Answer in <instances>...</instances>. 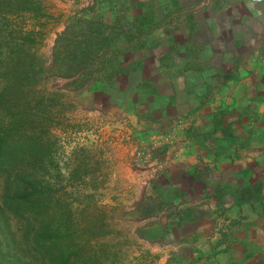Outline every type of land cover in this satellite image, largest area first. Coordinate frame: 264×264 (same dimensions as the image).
I'll list each match as a JSON object with an SVG mask.
<instances>
[{"label": "rangeland", "instance_id": "obj_1", "mask_svg": "<svg viewBox=\"0 0 264 264\" xmlns=\"http://www.w3.org/2000/svg\"><path fill=\"white\" fill-rule=\"evenodd\" d=\"M244 2L0 0V44H21L29 34V52L47 67L55 61L56 76L71 71L81 58L86 61L75 77L81 81L66 85L62 79L41 87L67 92V111L58 119L59 108L52 105L41 109L36 121L44 124L52 163L60 165L64 177L53 167L42 180L53 189L65 184L72 194L75 223L83 225L76 241L87 264H160L162 259L178 264L179 256L161 253L164 240L145 235L166 210L146 218L145 188L169 161L160 156L162 143L154 138L172 129L168 121H175L173 131L180 126L176 107L169 108L161 125V102L170 92L168 78L177 83L181 58L193 61L209 54L208 43L200 40L218 11ZM146 167L152 172L138 175L140 183L131 181Z\"/></svg>", "mask_w": 264, "mask_h": 264}, {"label": "crops", "instance_id": "obj_2", "mask_svg": "<svg viewBox=\"0 0 264 264\" xmlns=\"http://www.w3.org/2000/svg\"><path fill=\"white\" fill-rule=\"evenodd\" d=\"M218 14L200 40L209 54L180 57L177 83L167 80L161 125L176 107L180 126L168 121L169 137L154 138L169 161L145 188L146 218L166 210L145 235L164 240L161 253L178 264H264V5L247 0Z\"/></svg>", "mask_w": 264, "mask_h": 264}, {"label": "trees", "instance_id": "obj_3", "mask_svg": "<svg viewBox=\"0 0 264 264\" xmlns=\"http://www.w3.org/2000/svg\"><path fill=\"white\" fill-rule=\"evenodd\" d=\"M26 35L21 44H0V264H87L76 241L83 225L75 223L72 194L65 184L53 189L42 180L53 167L64 177L52 163L44 124L36 121L52 105L59 108L58 119L67 111V92L41 87L62 79L66 85L78 82L86 61L56 76L55 61L50 67L37 61Z\"/></svg>", "mask_w": 264, "mask_h": 264}, {"label": "built area", "instance_id": "obj_4", "mask_svg": "<svg viewBox=\"0 0 264 264\" xmlns=\"http://www.w3.org/2000/svg\"><path fill=\"white\" fill-rule=\"evenodd\" d=\"M254 3L256 4H263L264 5V0H252ZM262 57L264 58V48L262 49ZM156 151V148H152L150 153L148 154V161L146 163L149 162L150 158L152 159V155L154 154L153 152ZM152 165H149V167H151ZM155 172V171H154Z\"/></svg>", "mask_w": 264, "mask_h": 264}]
</instances>
